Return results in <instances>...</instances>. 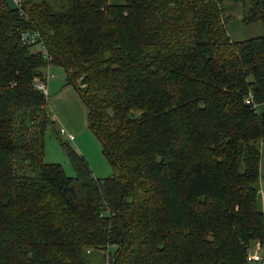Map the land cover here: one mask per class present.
I'll return each mask as SVG.
<instances>
[{"label":"trees","instance_id":"obj_1","mask_svg":"<svg viewBox=\"0 0 264 264\" xmlns=\"http://www.w3.org/2000/svg\"><path fill=\"white\" fill-rule=\"evenodd\" d=\"M226 3L0 0V264H88L93 249L106 264L254 261L264 33L235 40L229 27H264V0L240 20ZM32 31L39 42L24 43ZM50 65L87 106L111 175L97 176L69 140L75 176L45 160L55 122L35 80ZM38 118L40 150L17 136Z\"/></svg>","mask_w":264,"mask_h":264},{"label":"crops","instance_id":"obj_2","mask_svg":"<svg viewBox=\"0 0 264 264\" xmlns=\"http://www.w3.org/2000/svg\"><path fill=\"white\" fill-rule=\"evenodd\" d=\"M125 2L126 0H110L111 4H123ZM237 18L238 20L242 19V17ZM263 33L264 27L261 22L245 24L244 22L238 21V23H235L229 27V34L235 40L249 39L260 36ZM43 73L47 86V94L45 95L48 102L47 108L50 118L55 122V124L56 122H59L60 133L73 139L76 146L75 149H77L88 159L95 172L96 167L92 161V155H94V151L89 148V141L93 136L88 132L87 129L90 125L89 110L87 106L81 99L74 86L68 83L67 72L62 66L50 65L44 69ZM257 107L259 112H264V103L257 105ZM94 136L98 138L95 134ZM101 152H103V145ZM261 154L260 188L264 208V142L262 144ZM253 249L254 251L252 253L260 252L262 255H264V246L261 245V243H256L253 246ZM253 263L264 264V258L261 261H253Z\"/></svg>","mask_w":264,"mask_h":264},{"label":"rangeland","instance_id":"obj_3","mask_svg":"<svg viewBox=\"0 0 264 264\" xmlns=\"http://www.w3.org/2000/svg\"><path fill=\"white\" fill-rule=\"evenodd\" d=\"M13 1V0H12ZM227 6L230 8H233L235 17H243L248 13V9L250 7L249 0L247 1V6L244 5L242 1H236V0H227L226 3ZM38 49V46L36 48ZM40 80H44L41 77L36 78ZM45 81V80H44ZM82 102V101H81ZM42 119H34L33 122H29L26 124V127L22 128V133H17L18 138L20 139L19 142L22 140V143L25 141H29L32 148H35L37 150H40L42 136H41V121ZM60 124L59 122H56V125H49L48 130L45 134V148H44V158L46 161H54L61 163L67 174L70 176H75L76 171L70 161V158L68 157L66 151L63 148L62 140H69L71 145L73 147L75 146V143L73 139L63 135L59 132ZM56 128V129H55ZM88 132L94 137L90 138L89 141V148H91L94 151V155H92V161L96 167L95 174L97 176H109L113 173V165L109 161V159L105 156V154L102 151V143L101 141L96 138L91 131V129L88 126ZM57 130V132H56ZM97 162V166H96ZM19 168L22 167L19 165ZM25 171L28 173H33L34 169L32 166H26L23 167ZM259 243V242H258ZM254 251L253 247L250 249V253ZM87 258L90 260L88 264H106V257L102 254V251L99 249H93L86 253ZM251 264H254L253 261H251Z\"/></svg>","mask_w":264,"mask_h":264},{"label":"built area","instance_id":"obj_4","mask_svg":"<svg viewBox=\"0 0 264 264\" xmlns=\"http://www.w3.org/2000/svg\"><path fill=\"white\" fill-rule=\"evenodd\" d=\"M13 2L18 8L22 9V0H13ZM22 13H24L23 10ZM39 38H40V34L38 32L32 31V32H24L22 34V40L26 44L38 43ZM41 50L43 51V54L47 59L49 60L53 59V56L48 52L45 46L42 45ZM35 88L42 91L44 94H47V86L44 80H40V79L35 80ZM248 258L254 261H261L264 258V255H262L260 252H254V253H249Z\"/></svg>","mask_w":264,"mask_h":264}]
</instances>
